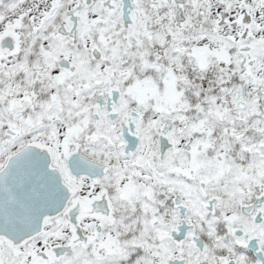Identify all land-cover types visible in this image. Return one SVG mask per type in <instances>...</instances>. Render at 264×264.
Segmentation results:
<instances>
[{
    "label": "snow or ice",
    "instance_id": "obj_1",
    "mask_svg": "<svg viewBox=\"0 0 264 264\" xmlns=\"http://www.w3.org/2000/svg\"><path fill=\"white\" fill-rule=\"evenodd\" d=\"M0 264H264V0H0Z\"/></svg>",
    "mask_w": 264,
    "mask_h": 264
}]
</instances>
